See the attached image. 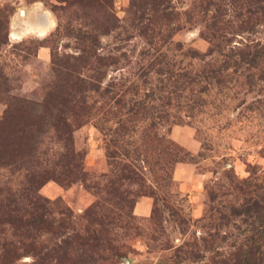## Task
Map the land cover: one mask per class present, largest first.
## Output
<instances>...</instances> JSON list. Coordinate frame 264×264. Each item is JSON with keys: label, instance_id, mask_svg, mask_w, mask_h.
Wrapping results in <instances>:
<instances>
[{"label": "rangeland", "instance_id": "374dc122", "mask_svg": "<svg viewBox=\"0 0 264 264\" xmlns=\"http://www.w3.org/2000/svg\"><path fill=\"white\" fill-rule=\"evenodd\" d=\"M35 4L53 24L44 34L24 29L35 12L22 17L11 38L18 10L33 11ZM1 34L8 39L0 46V69L9 89L0 91V119L7 102L46 101L45 92L72 67L88 80L99 68L101 86L116 94L90 92L87 101L112 105L128 118L122 121L128 129L114 120L103 130L86 121L66 144L38 117L13 112L3 120L0 140L8 137L12 149H37L40 176L59 171L54 162L64 149L83 153L87 173L85 182L70 185L44 177L37 195L54 216L57 207L67 208L70 227L62 236L36 232L18 264H39V255L68 235L84 236L83 212L96 201L104 239L88 263L78 261L68 239L76 264H244L238 252L264 249V63L219 67L232 47L264 45V0H0ZM211 35L228 39L221 54H188L206 52ZM98 56L105 64L96 63ZM144 107L150 110L140 118ZM151 120L158 123L150 126ZM155 133L173 147L158 145ZM160 147L186 153L168 180L156 158L140 160L144 149L157 154ZM123 163L136 171L135 180L119 178ZM26 172L0 165V199L22 188ZM1 235L13 238L9 226Z\"/></svg>", "mask_w": 264, "mask_h": 264}, {"label": "trees", "instance_id": "16d2710c", "mask_svg": "<svg viewBox=\"0 0 264 264\" xmlns=\"http://www.w3.org/2000/svg\"><path fill=\"white\" fill-rule=\"evenodd\" d=\"M211 36L212 43L206 52L200 53L196 49L190 48L187 51L188 54L192 57L211 55L215 51L221 54L228 39L223 40L220 36ZM7 42L6 34H1L0 46ZM177 45L180 44L177 43ZM101 60H104V57L98 56L96 63L105 64ZM262 62L264 63V45L253 43L230 48L229 52L224 55V59L219 63V67L221 70H228L230 67L235 70L239 68L246 69L256 67ZM101 80L102 75L99 68L93 78L88 80L87 76L79 75V72L72 67L45 92L46 101L33 103H30V101L25 103L22 101L18 103L7 102L4 116L0 119V129L3 120L10 117L13 112L27 113L33 119L40 118L41 125L52 128L55 136L60 141H64L65 144L72 141L74 127H79L90 120H93L100 130L105 128L109 120L119 123V127H122V129H128L124 124L126 122L122 124L123 119L128 121V118H126V115L124 118V113H121L120 109L117 108L115 110L112 105L107 109H103L102 105L96 106L95 101L91 103L87 101V96L90 92H94L100 97L109 96L114 98L116 93L110 87H102ZM8 89L7 79L0 69V91L7 92ZM120 99L119 96L113 101V104L119 105L121 103ZM39 105L44 107V109L42 108V113L38 112L37 107ZM149 110L148 107H144L140 112V118L144 117ZM95 116L97 117L95 118ZM34 122L36 123V121ZM157 123L158 121L152 120L149 122L150 126ZM110 129L111 127L108 130ZM154 140L160 146L163 143L173 147V144L167 141L162 134L155 133ZM9 146L8 137L0 140V165L10 168L23 167L27 172L22 188L19 191L10 192L8 196L0 199V264H18L21 256L29 252V241L35 238L36 232L45 229L47 232L62 236L66 232V228L70 227V216L67 208L57 207L55 211L57 210L58 217L56 215L55 217L54 210L47 203L42 202V198L37 195L39 187L48 177L56 179L63 185H70L76 181L85 182L87 178L83 165L84 155L80 151L64 149L65 152L54 162V165L60 168L57 169L59 171L47 169L45 170V175L40 176V173L36 171L39 163L36 155L37 149H12ZM156 150L157 154L148 153V150L144 149L140 153V160L148 163L150 157L156 158L154 161L156 160V163L159 164L160 175L161 173L164 174L161 179H171L170 169L172 165L183 161L186 153H184L183 149L175 148L161 149L160 147ZM123 155L126 159L129 157V153H123ZM166 158L168 160H165ZM131 163L135 167V164ZM129 166L130 164L127 163L122 164L119 168V178L135 180L133 176L136 171L133 168L130 169ZM46 175L48 176L44 180ZM89 187L91 186L86 185V188ZM256 203L258 204V201ZM98 208L99 202L96 201L84 210L83 218L87 221V227L84 228V236L77 231L73 235H68L67 238L60 242L62 244L57 243V246L52 247L49 252L39 255V264H48V262L53 261L52 264H76V261L72 260L70 255L71 249L69 247L71 241L68 239H73V243L76 246L75 252L77 251L76 253L79 254L78 261L80 263L90 262L93 259V254H96V250L99 249V243L101 244L104 239L100 227L104 221ZM95 224L98 227H95ZM6 226L11 229V237L13 238L1 235L5 231ZM238 253V259L244 264H264V249L260 251L259 249L255 250L253 246H248L247 249H243ZM45 260L50 261L45 263Z\"/></svg>", "mask_w": 264, "mask_h": 264}, {"label": "bare ground", "instance_id": "6f19581e", "mask_svg": "<svg viewBox=\"0 0 264 264\" xmlns=\"http://www.w3.org/2000/svg\"><path fill=\"white\" fill-rule=\"evenodd\" d=\"M36 5V4H35ZM44 12L46 13V15H47V17H48V20H50V24L49 25H47V26H45V25H43V23L45 22V21H43L44 20V17L40 14V13H38V15L37 16H33L30 20L31 21H29V23L28 24H25L24 22H23V19H22V15L20 16H18V19H16L15 20V18H14V20L12 21V30H11V34H10V37L11 38H13V39H15L16 38V36L18 35V30H17V25L16 24H22V23H24V25H25V28L24 29H27V30H29V29H31L32 28V26H34V27H36L37 29L36 30H39L40 32H41V34H44L45 32H46V30H47V28H49L50 26H51V24H53V20H52V18H51V16L49 15V13H48V11H46V10H44ZM34 30V29H33ZM30 32V31H29ZM20 35V34H19ZM37 35H39V34H37ZM40 36V35H39Z\"/></svg>", "mask_w": 264, "mask_h": 264}, {"label": "water", "instance_id": "95a60500", "mask_svg": "<svg viewBox=\"0 0 264 264\" xmlns=\"http://www.w3.org/2000/svg\"><path fill=\"white\" fill-rule=\"evenodd\" d=\"M35 12H38V13H40L43 17H44V20L43 21H45L44 23H43V25H45V26H47V25H49L50 24V20H48V17H47V15H46V13L44 12V10L42 9V8H40L38 5H36V6H34V8H33V11H29V9H27L26 7H24V8H20L19 10H18V15H22L21 17H25L26 19H28V18H30V16H33L32 14L33 13H35ZM49 13V12H48ZM50 15V14H49ZM16 19H18V17L16 18ZM15 19V20H16ZM14 20V21H15ZM29 21H31V20H29ZM17 26H20L21 24H16ZM52 25V24H51ZM32 27H34V26H32ZM35 29H36V27H34ZM48 29V28H47ZM127 264H129L128 262H127Z\"/></svg>", "mask_w": 264, "mask_h": 264}]
</instances>
